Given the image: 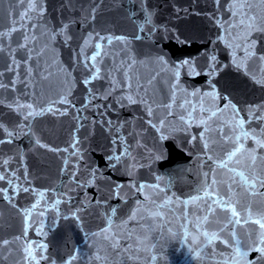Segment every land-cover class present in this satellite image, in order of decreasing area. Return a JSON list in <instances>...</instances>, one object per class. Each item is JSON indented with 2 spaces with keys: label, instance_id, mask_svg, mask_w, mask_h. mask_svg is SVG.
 <instances>
[{
  "label": "water",
  "instance_id": "1",
  "mask_svg": "<svg viewBox=\"0 0 264 264\" xmlns=\"http://www.w3.org/2000/svg\"><path fill=\"white\" fill-rule=\"evenodd\" d=\"M233 2L220 0L217 5L215 0H136L133 5L129 0H42L43 17L37 19L30 14L36 28L29 31L28 22H24L29 47H18L25 43L20 31L5 38V51L0 53L4 76L0 79L5 84L15 79L16 84L15 91L0 89V99L6 101L0 104V123L19 135L12 143L0 144V175L12 180L11 186L6 180L0 181V188L7 189L12 198L9 203L0 193V240L22 239L0 249V264H36L25 258L26 241L33 242L37 259V244L47 245L44 255L48 259L39 264L53 260L64 264L73 255L76 259L72 264H238L234 241L250 244L248 238L253 231L257 238L264 231L254 222L264 216V187L259 183L264 179V148L256 143L264 141V86L253 79H264V72L257 71L264 69V62L249 59L251 74L236 67L234 59L241 60L244 53L228 45H239L245 33L229 27L234 18L228 7ZM236 2L253 5L258 20H264L261 0ZM95 5L93 20L89 14ZM141 7L151 12L152 18L142 34L138 26L144 23L146 13ZM25 8L15 0H0V30L8 31L14 24L19 28L20 13ZM133 11L135 16L130 15ZM64 24L69 25L71 40L65 43L63 35L49 39L51 32H59ZM97 33L127 38V44L113 40L112 45H102V55H107L100 67L101 75L107 72L117 81L127 80L132 88L115 85L104 99L109 81L95 80L89 87L96 90V98L85 107L88 91L82 83V61L93 52ZM138 34L142 39H134ZM175 36L187 42L179 43ZM249 38L255 41L257 55H264V32L252 31ZM161 51L173 63L191 58L201 67L205 56L212 54L220 71L214 77H192L181 71L180 86L174 89L172 74L155 61ZM29 55L31 59L25 63ZM13 56L20 62L19 77L5 71ZM130 58L135 62L128 68L122 61ZM29 67L32 72L25 75ZM122 72L130 73L131 79ZM209 80L216 84L219 97L227 96L237 105L239 116L224 108L227 101L222 98L200 95L211 91ZM133 90L146 103L125 101L122 106L120 97ZM63 98L70 104L57 102ZM15 99L32 103L37 111L52 105L53 111L66 110V114L46 112L25 122L21 114L7 106ZM149 107L152 115L148 114ZM207 109L217 115L208 119ZM240 118L246 121L244 130L254 131L255 137L241 135ZM25 123H30V129L19 127ZM29 131L31 136L26 135ZM225 133L232 138L240 136L243 141L241 150L230 160L228 152L233 144ZM0 138L7 140L2 129ZM37 139L49 147L41 148L34 143ZM125 146H130V155L122 156L113 168L108 156L123 153ZM4 159H10V164L3 165ZM222 161L226 166H220ZM90 169L96 170L94 176ZM242 170L259 178L251 191L239 182L237 173ZM213 176L217 180L213 187L227 193L239 214L232 219L241 223L231 225L232 231H219L230 211L226 213L218 205L208 211L203 190ZM24 187L30 191L24 192ZM197 196L200 198L192 200ZM56 200L61 202L53 208ZM26 211L30 212L27 223ZM73 213L80 217L78 221ZM206 214L207 222L203 219ZM108 218L112 219L109 231L94 236L109 227ZM209 224V235L217 233L211 243L199 234ZM116 242L119 252L108 247ZM124 245L131 247L125 250ZM257 255L252 252L246 259Z\"/></svg>",
  "mask_w": 264,
  "mask_h": 264
},
{
  "label": "snow or ice",
  "instance_id": "2",
  "mask_svg": "<svg viewBox=\"0 0 264 264\" xmlns=\"http://www.w3.org/2000/svg\"><path fill=\"white\" fill-rule=\"evenodd\" d=\"M136 2V0H129V4H133ZM15 3L19 4V5H26V8L24 9V11L22 13H20V20H19V24L20 27L17 28L15 26V24L13 26H11L8 31H3L0 30V53H3L5 51V46L3 44V41L5 40V38L10 37L11 33L16 32V31H20L21 32V37L24 39L25 43L22 44H18V47L20 48H24L27 49L29 47L27 41H28V35L27 33L23 30L24 29V22L27 21L28 22V30L32 31L33 29L36 28V25L31 23L32 21V15L30 14H35V17L37 19L42 18L44 15V8L42 6V0H15ZM142 3V0H141ZM215 3L217 5H219L220 0H215ZM261 3L264 4V0H261ZM96 7H98V5H95L92 7L91 12H90V16L91 18L94 20L95 19V11H96ZM229 12L232 14L234 20L233 21H229V27H234L236 29H238L240 32H244L245 33V38L243 40V42H241L239 45H234V44H229L228 46L233 47L234 49L236 47H239L243 53L244 56L243 58H241V60L236 61L234 59V63H236V67L239 68H244L246 74H251V70L249 69L248 65H247V61L253 57H255L256 62L260 63V62H264V55H257V53L255 52L254 48H255V41L249 38V35L252 31H259V32H264V20H258L256 13L254 11L253 5L248 4V3H239L236 2V0H234L233 3L229 4L228 7ZM141 11L145 12L146 14L144 15L143 19H144V23L138 26V31L139 33H143L144 32V28L145 25H150L152 24V18H151V12L147 11L146 8L141 7ZM187 11V10H184ZM180 12V9H177V13ZM131 16H135V12H131L130 13ZM215 17H213L214 19ZM225 31H228V28H225ZM152 29L149 30V34H151ZM63 35L64 36V42L67 43L69 40H71V35H70V29H69V25L68 24H64L61 26L60 31L57 32L55 30H53L49 36V39H52L56 36H60ZM89 38L91 39L92 36L91 34L89 35ZM146 38V37H144ZM179 43H186V40H182L179 36H175L174 37ZM95 39H96V43L94 45V50L90 55H85L84 60L82 61V65H83V69L85 71V75H84V79L82 81L83 85L85 86V88L88 91V97L86 98L87 103L84 105L85 107H87L89 104L92 103V100L96 98V90L93 87H89L90 85L93 84V81L95 80H108L109 81V90L107 92L104 93L103 97L104 99H107L108 96L111 94V90L113 89V87L115 85H119L121 87V89H123L125 86L129 89L132 88L131 83H129L127 80H119L117 81L116 78L114 76H112L110 73L105 72L103 75H101V64H103V59H104V55H107V53H104L102 55V45L103 44H107V45H112L113 44V40L119 41L123 44H127L128 40L126 37L124 36H102L99 33H97L95 35ZM134 39L136 40H140L142 39V35L138 34L134 37ZM9 50L11 51V48L9 46ZM81 52H83V49H81ZM31 59V56L29 55L27 57V59H25V63L28 62V60ZM155 61L157 63H159L161 65L162 68H166L174 77L175 83L172 84V87L174 89L179 88V77L181 74V71L185 72L187 75H191L192 77H198L200 75H208L210 77H214L216 73H218L220 71V68L218 66V61L216 59V57L212 54H208L207 56H205V63L204 65L198 66L197 63L191 59V58H186L184 59L182 62L178 61L173 63L172 61H170L168 58H166L164 52H158L156 54L155 57ZM134 58H130L127 62L122 61V64H125L126 67L131 68L133 63H134ZM20 67V62H18L15 58V56L12 57V61L10 64L6 65L5 67V71L7 72H12L14 73L17 77H19L20 73L17 72V69ZM205 69L207 71H205ZM257 71H262L264 72V69H257ZM32 72L31 67H29L28 69H26L25 71V75H30ZM122 75L127 77L128 80L131 79V75L128 72H122ZM4 76V71H0V78H2ZM253 79L255 80L256 83L264 86V79H259L257 80L255 78V76H253ZM22 83L24 81H21ZM209 83V87L211 88V91L208 93H200V95H207L210 96L212 98H222L223 100L227 101V103L224 105V108H230L233 112H235L237 114V116H239V112L241 111L240 109L237 108V105L234 104L232 102V100H230L227 96H223V97H219L218 93L216 92V84L212 83L211 80L208 81ZM15 84H16V80L15 79H10L8 84H5L2 82V79H0V89H9L11 88L12 91H15ZM135 90H133L132 92H129L127 95L121 96L119 103H121V105L123 106V104L125 103V101L128 104H136V103H146V101L144 99H142L138 94H134ZM195 94V93H193ZM58 103H64V104H70V101H68L66 98L60 99L59 101H57ZM54 102V103H57ZM6 101L4 99H0V104H5ZM7 106L11 109H13L14 111H17L19 114H21L24 118L25 122H29L30 119H35V117L40 116L45 114L46 112H53V114H60V115H65L66 114V110L64 112H60L58 109L53 111V107L52 105H49L48 108H44L43 106H41L39 108V111H37L36 107H34V105L32 103H21L19 101V99H15L12 100L11 103H8ZM257 108H261V106H257ZM264 110V109H261ZM79 111V110H77ZM148 114L152 115V109L149 107L147 108ZM194 111V109H193ZM206 111H208L210 114L208 116V119H211L212 117H215L217 115L216 111H213L211 109H207ZM221 111H223V109H221ZM189 115H191V113H189ZM262 117H257V119H260ZM181 119H184V117L182 116ZM246 123L245 119L240 118L239 119V124L238 127L240 129V133L243 137H247L249 135H252L253 137L256 136V133L254 131H245L244 130V124ZM20 128H24V127H29L30 129V123H25V124H21L19 125ZM0 129H2L6 134H7V140L0 138V144H4V143H12L13 142V138L15 136H18L19 133L15 132L14 130H9L8 128L5 127V125L3 123H0ZM205 131H207V128H205ZM26 135L31 136L32 133L31 131H29L28 133H26ZM201 136H203V133L201 134ZM225 136L228 137V134L225 133ZM192 139H196L195 137H192ZM228 139L230 140V142L233 144L232 150L228 152V159L230 160L233 156L236 155L237 152H239L241 150V148L243 147V141L241 140L240 136H236L234 138L232 137H228ZM123 140V138H121V141ZM35 144L39 145L41 148H48V145H45L43 143L40 142V140H35L34 141ZM113 143H116V141H113ZM256 143L261 147L264 148V141L262 140H257ZM237 144H239V146H236ZM129 147L130 146H125L124 147V151L121 154H115V155H109L108 156V161L111 164V166L113 168H115L117 166V164L121 161L122 156H128L130 155L129 152ZM205 148L208 147L207 144L204 145ZM73 148H75V142L73 144ZM49 150L51 151H59V149L57 148H49ZM78 151V150H77ZM254 151V150H253ZM76 152H73V155H75ZM210 160L212 159L211 156L208 157ZM67 163V161L65 162ZM255 163V157H253V164ZM2 164L7 166L10 164V159H4L2 161ZM221 167L226 166V164L222 161ZM0 171H2V169H0ZM91 174L94 176L96 170L95 169H90ZM206 177L208 176V174H205ZM237 176L239 177V182L242 183L243 185H246L248 190L251 191L255 188L256 183L258 181V177H256L251 171L245 172V171H239L237 173ZM11 186L12 185V180L8 179L6 175H0V181H5ZM90 183V181H89ZM259 183L261 184L262 187H264V179H259ZM217 184V180L215 179V177L213 176V178L211 180H207L206 181V185L205 188L203 190V195L204 197H207V201L206 204L208 205V211L209 213H211L213 211L212 205H218L221 209L225 210V212H229L230 211V217L229 216H225V224L223 228H220L219 231H224L225 228H227L229 231H232L231 225L235 224V225H239L241 223L240 219H232L234 217H237L239 214L236 210V208L233 206L232 201L230 200V198H228L227 193H220L216 190V188H214L213 186ZM79 186V185H78ZM141 188H143L144 186L141 185ZM17 189H14V191H16ZM24 192H29L30 189L28 187H24L22 189ZM0 193H3L4 198L9 200V203L12 202V198L10 196H8V192L7 189L4 188H0ZM40 197L44 196L43 192H39L38 193ZM215 197V198H214ZM200 197H193L192 200H196L199 199ZM61 201L60 200H56L53 204L52 207L55 208ZM191 201H185V203H190ZM39 203V201H37V204ZM33 208L36 207V204H33L32 206ZM25 221L27 223L28 218L30 216V212H25ZM113 215H115V209H113ZM65 220L69 219L68 216H64L63 217ZM73 218L75 220H79L80 217L76 214L73 213ZM251 217L249 216L248 218L243 220L244 224H247L249 222V219ZM204 221L207 222L208 221V214H206L203 217ZM256 224L259 225V229L264 230V216H262L260 219L254 221ZM107 224L109 227H105L103 229H101L100 232L98 233H94V236H101L104 233H107L109 231L110 226L112 225V219L108 218L107 220ZM197 228H199V224L196 225ZM211 229V225H208V229H200V235H203L204 238L211 243L212 240L217 238V233L216 232H211V235H209V230ZM27 234V228H25V235ZM22 237H16L14 241H9V240H0V249H4L7 248V246H9L12 243H15V241H19L21 240ZM105 239H107V237H105ZM249 240H251V243L249 244L248 242H241L239 239H236L234 241V243L232 244V246L235 249V254H238V264H264V231L259 232V236L257 238V234L255 231H253L250 235H249ZM228 242V241H226ZM27 246L24 247L23 251L25 253V258L29 259V260H35L36 264H39L40 260H44V259H48L45 255L44 252H46L47 250V245L46 244H37V249L40 251V256L37 259V257L33 254V248H32V244L33 242L31 241H26ZM109 249H112L116 252H119L120 249V245L118 242L116 243H111L108 245ZM131 245H124L125 250H127L128 248H130ZM252 252H256L258 255L255 257H252L251 259H246L247 257H249L251 255ZM99 258V257H98ZM2 259V258H0ZM76 259V256L73 255L71 256L67 261L64 262V264H72V261ZM153 259H155V257H153ZM50 264H56V262L53 260L50 262Z\"/></svg>",
  "mask_w": 264,
  "mask_h": 264
}]
</instances>
